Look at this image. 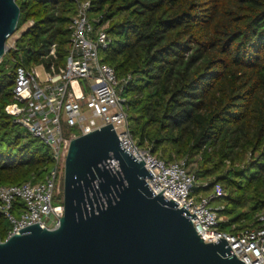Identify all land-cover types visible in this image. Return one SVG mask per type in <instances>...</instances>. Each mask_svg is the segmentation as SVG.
<instances>
[{"label":"trees","instance_id":"obj_1","mask_svg":"<svg viewBox=\"0 0 264 264\" xmlns=\"http://www.w3.org/2000/svg\"><path fill=\"white\" fill-rule=\"evenodd\" d=\"M82 1L91 2L92 19L109 23L104 62L119 78L130 76L124 96L133 138L167 162L200 157L194 192L209 196L222 186L228 196L212 201L227 218L221 228L247 229L264 210V0ZM16 2L17 31L32 25L0 64V187L43 180L52 167L50 149L5 107L19 66L52 64L43 59L52 45L64 65L77 13L73 0ZM8 228L0 216L4 239Z\"/></svg>","mask_w":264,"mask_h":264},{"label":"built area","instance_id":"obj_2","mask_svg":"<svg viewBox=\"0 0 264 264\" xmlns=\"http://www.w3.org/2000/svg\"><path fill=\"white\" fill-rule=\"evenodd\" d=\"M73 1L77 13L70 25L64 65H56L57 47L52 45L43 57L44 61L52 59V64L19 66L15 71L13 102L5 107V112L14 124L50 149L53 164L43 180L33 177L18 185L0 187V216L10 224L5 239L0 232V243L32 225L48 230L60 226L65 212L60 188L71 142L112 124L123 147L137 161L143 160L146 170L154 176L146 182L155 196L164 191L167 201L173 200L179 204L178 209L195 214L197 218L190 219L205 243L226 240L243 263L264 264V210L254 216L245 230L222 229L221 224L227 220L219 215V207L211 206L217 195L199 199L193 196L197 176L189 171L187 159L167 162L154 155L150 146L141 147L133 138L124 96L130 76L119 78L116 70L104 62L103 53L112 42L107 23L91 18L90 1ZM15 43L7 45L6 54L15 48Z\"/></svg>","mask_w":264,"mask_h":264},{"label":"water","instance_id":"obj_3","mask_svg":"<svg viewBox=\"0 0 264 264\" xmlns=\"http://www.w3.org/2000/svg\"><path fill=\"white\" fill-rule=\"evenodd\" d=\"M16 0H0V61L20 20ZM111 125L71 142L64 217L54 230L29 226L0 243V264H245L226 240L205 243L178 203L155 196L153 178Z\"/></svg>","mask_w":264,"mask_h":264},{"label":"rangeland","instance_id":"obj_4","mask_svg":"<svg viewBox=\"0 0 264 264\" xmlns=\"http://www.w3.org/2000/svg\"><path fill=\"white\" fill-rule=\"evenodd\" d=\"M32 25V22H30V23H27L25 26H23L22 27V29L21 30H19V31H17L16 33H15V35L14 36H12L9 40H8V42H7V45L8 46H11V45H13L14 43H15V41L30 27ZM109 27V23H107V28ZM103 55H104V53H103ZM185 159H187V161H188V163H189V171H192V172H196V171H198L199 170V164H198V161H200V157H198V158H195V159H188V158H185ZM233 167L230 165V164H228L227 166H226V170H229V169H232ZM214 180V178H210V179H208V180H203V179H199L198 181V186H200L201 184L202 185H211V183L212 182H214L213 181ZM195 188V187H194ZM194 188H193V196L196 198V199H199L201 196H207L206 194H205V192H194ZM212 194H215V195H217V197L220 199V198H224V197H226V196H228V192H227V190H225L222 186H220V185H217L216 187H213L212 188ZM60 191L63 193V191H64V181H62V187L60 188ZM220 205H221V203L219 202H217V201H214V202H212L211 203V206L212 207H219L220 208ZM225 219H227V218H225ZM8 223V222H7ZM251 224V223H250ZM8 231H9V229H10V224L8 223ZM224 230H226V231H229L230 229L229 228H226V229H224Z\"/></svg>","mask_w":264,"mask_h":264}]
</instances>
